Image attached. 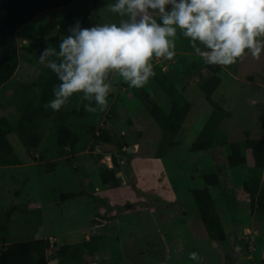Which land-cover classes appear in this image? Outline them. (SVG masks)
I'll return each instance as SVG.
<instances>
[{"label": "rangeland", "instance_id": "1", "mask_svg": "<svg viewBox=\"0 0 264 264\" xmlns=\"http://www.w3.org/2000/svg\"><path fill=\"white\" fill-rule=\"evenodd\" d=\"M115 3L116 0H73L69 5L48 9L23 25L17 31L20 46L41 38L45 44L40 52L20 50L15 74L0 88V116L16 123L15 86L32 82L42 73L50 58L45 64L38 60L51 45L49 38L61 30L71 35L69 28L76 24L66 18L68 14L76 20L89 13L82 28L112 23L119 26L122 20L129 21L130 14L112 13L108 5ZM170 7L166 5V10ZM149 14L159 17L158 10H150ZM139 18L138 15L137 21ZM169 39L177 47L174 57L160 60L153 56L150 63L165 61V71L192 105L183 129L175 137L178 145L159 155L166 142L162 130L132 95L128 82L118 72L110 71L105 77L110 85L105 111H85V104L97 105L94 100H82L80 93L73 94L63 106L69 113L66 124L81 138L69 161L57 144V123H45L39 147L29 152L16 133H10L9 141L21 163L0 166V220L5 216L3 226L9 240L48 238L53 244L49 253L53 257L60 245L78 244L93 233L100 236L98 249L94 256L86 257V264H223L224 257L236 259V264H259L264 250V217L256 219L243 189L253 167L250 152H245V164L223 173L221 187L211 189L229 238L226 242L209 239L189 190L204 187L202 173L207 169L225 167L229 143L242 145L247 136L264 140V125L258 121L252 100L256 92L251 88L252 84L264 86V49L259 59L248 50L234 64L220 65L221 85L212 95L222 110L218 113L199 89L198 83L207 76L202 70V57L195 53L191 41L185 44L183 30L177 28L176 37ZM196 44L203 47L199 41ZM250 77L256 82L249 81ZM152 94L167 106L165 94L160 90ZM112 106L115 113L110 111ZM213 112L222 114L212 142L215 150L190 151ZM105 120L122 131L125 139L115 134L114 145L94 143V132ZM123 141L129 147L123 146ZM93 153L102 157H94ZM40 155L55 160L56 168L48 170L44 161H38ZM102 158H115L125 165L128 180L116 176L114 185H104L100 172L107 163ZM111 168L119 172L115 164ZM70 192L78 193L77 197L60 200L62 193ZM97 220L102 223L98 225ZM96 226L100 227L98 231L94 230ZM191 252L198 253V260L188 258ZM50 264L59 263L51 259Z\"/></svg>", "mask_w": 264, "mask_h": 264}, {"label": "trees", "instance_id": "2", "mask_svg": "<svg viewBox=\"0 0 264 264\" xmlns=\"http://www.w3.org/2000/svg\"><path fill=\"white\" fill-rule=\"evenodd\" d=\"M73 0H0V88L9 83L15 74L20 62V50L27 52L43 50L45 39L41 38L31 42L26 46H20L17 39V31L26 23L31 21L42 12L69 5ZM89 13L82 18L74 19L72 14L66 18L73 22L80 21L83 24ZM159 22V17L156 18ZM70 34L61 30L57 35L48 39L57 52L62 39ZM264 39V38H258ZM191 41V38L185 37V44ZM206 51L203 45L201 48ZM177 47L174 48V51ZM248 50H245V53ZM50 60H56L55 56H49ZM241 58V57H240ZM238 58V59H240ZM160 60L165 57L159 58ZM237 59V60H238ZM154 77H150L149 82L142 88L127 87L132 95L140 102V105L147 110L156 124L163 132L162 151L159 153L163 156L166 151L173 146L178 145L175 137L180 133L185 125L187 114L192 109V105L183 97L180 90L170 79L161 63L152 64ZM202 70L207 72V76L199 82V89L204 94L207 101L214 105L218 113L222 110L212 100V95L221 85L220 65L204 66ZM192 76V75H191ZM249 81L256 82L253 77ZM60 83L58 78L51 69L45 67L40 75L32 82H19L15 86L18 98L13 103L18 114L15 124L6 116H0V166H13L20 164L14 149L9 141V135L15 132L18 139L24 145L27 152L37 149L43 139L44 125L47 121L57 123V144L64 149L66 161L70 160V155H75L76 148L80 141V136L75 133L67 124L69 113L63 110L53 111L45 109L43 105L54 99L52 89ZM41 90L39 96L33 92V89ZM160 90L168 100V104H161L154 97L152 92ZM152 91V92H151ZM110 111L115 113L114 106ZM222 115V114H221ZM217 112H213L211 117L206 121L205 130L201 131L199 136L190 146V151H206L213 149V139L218 123L222 118ZM110 117V115H109ZM110 119V118H109ZM108 120H105L94 134V143L100 145H114L115 134H111L106 128ZM264 125V117L261 120ZM125 139L123 136H119ZM125 146L124 141L121 142ZM229 153L224 158V166L216 165L202 173L204 187L193 188L189 192L196 203L198 216L201 219L208 237L214 242H226L229 238L221 218L217 213L216 201L211 193L212 188L221 187L222 175L231 167H238L247 162L246 151L250 152L253 161L251 175L243 183V189L248 193L251 212L257 215V218L264 217V140L251 139L248 136L244 139L242 145L229 143ZM215 150V148H214ZM94 157H102V154L93 153ZM38 161H44L48 170L56 168L55 160H48L40 155ZM112 162L117 163L115 158ZM116 172L106 164L100 172L101 181L104 185H114L118 178ZM78 193H62L61 201H66L77 197ZM5 217V216H4ZM4 217L0 220V264H49L51 259H56L59 264H86L87 256H94L98 249L97 240L100 236L93 233L91 238L78 244L60 245L53 257L51 256L53 244L48 238H27L19 241H11L5 233L3 226ZM7 232V231H6ZM9 233V232H8ZM229 264V261H226ZM264 264V261H263Z\"/></svg>", "mask_w": 264, "mask_h": 264}, {"label": "clouds", "instance_id": "3", "mask_svg": "<svg viewBox=\"0 0 264 264\" xmlns=\"http://www.w3.org/2000/svg\"><path fill=\"white\" fill-rule=\"evenodd\" d=\"M108 7L112 13L130 14L129 21L90 28H82L77 21L69 28L71 35L62 39L59 52L49 45L40 55V64L49 56L57 58L46 67L60 82L45 109L59 111L73 94L80 93L82 100H94L97 105L85 104V111H105L110 91L106 75L116 71L129 87H144L155 76L153 56L174 57L175 44L169 38L176 37L177 28L191 38L193 50L206 66L232 65L246 49L259 59L264 49V40L258 39L264 38V0H116ZM150 10H158L159 22ZM197 41L207 50L202 51ZM33 92L39 96L41 90ZM188 258L198 260V253L191 252Z\"/></svg>", "mask_w": 264, "mask_h": 264}, {"label": "water", "instance_id": "4", "mask_svg": "<svg viewBox=\"0 0 264 264\" xmlns=\"http://www.w3.org/2000/svg\"><path fill=\"white\" fill-rule=\"evenodd\" d=\"M161 65H165V61H162ZM251 88L256 92L255 96L253 97L252 100H253V102L255 104V109H256V112H257V116H258V121L261 122L262 118L264 117V86H261L260 84H252ZM106 128L108 129V131L111 134L115 133L118 136H120L122 134V131L116 129L114 126H112L109 123H107ZM125 145L127 146L128 143L125 142ZM101 161L102 162H106L109 165L110 168L113 166V162H112L111 159L102 158ZM116 176L117 177L120 176V177H123L124 180L125 179L128 180L129 176H128L126 167L122 166L121 167V171L118 172L116 174ZM100 223H102V221L101 220H97V224L99 225ZM99 228H100L99 226H96L94 230L98 231Z\"/></svg>", "mask_w": 264, "mask_h": 264}, {"label": "flooded vegetation", "instance_id": "5", "mask_svg": "<svg viewBox=\"0 0 264 264\" xmlns=\"http://www.w3.org/2000/svg\"><path fill=\"white\" fill-rule=\"evenodd\" d=\"M115 134V133H114ZM124 134L122 133L120 136H123ZM126 142V141H125ZM124 142V143H125ZM126 147H129V146H126ZM123 161H126V157H124V160ZM114 165V164H113ZM122 166H125V165H123V164H121V163H115V168H117V169H119V172L121 171V167ZM126 167V166H125ZM127 169V168H126ZM116 173H118V172H116ZM123 178V177H122ZM229 261V264H236L235 262H236V259H234V258H232V260H229L228 258H226V257H224V263L223 264H226V261ZM263 261H264V250H262V255H261V259H260V262H259V264H263Z\"/></svg>", "mask_w": 264, "mask_h": 264}, {"label": "crops", "instance_id": "6", "mask_svg": "<svg viewBox=\"0 0 264 264\" xmlns=\"http://www.w3.org/2000/svg\"><path fill=\"white\" fill-rule=\"evenodd\" d=\"M49 264H50V262H49Z\"/></svg>", "mask_w": 264, "mask_h": 264}]
</instances>
